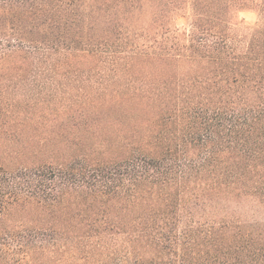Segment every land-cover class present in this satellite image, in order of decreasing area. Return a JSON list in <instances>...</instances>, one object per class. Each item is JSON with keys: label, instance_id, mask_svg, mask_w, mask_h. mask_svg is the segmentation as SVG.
<instances>
[{"label": "trees", "instance_id": "1", "mask_svg": "<svg viewBox=\"0 0 264 264\" xmlns=\"http://www.w3.org/2000/svg\"><path fill=\"white\" fill-rule=\"evenodd\" d=\"M0 264H264V0H0Z\"/></svg>", "mask_w": 264, "mask_h": 264}, {"label": "rangeland", "instance_id": "2", "mask_svg": "<svg viewBox=\"0 0 264 264\" xmlns=\"http://www.w3.org/2000/svg\"><path fill=\"white\" fill-rule=\"evenodd\" d=\"M241 26L238 28L239 34L248 36L249 33L255 28L259 22V17L254 12H241L240 15ZM187 20H180V26H186Z\"/></svg>", "mask_w": 264, "mask_h": 264}]
</instances>
